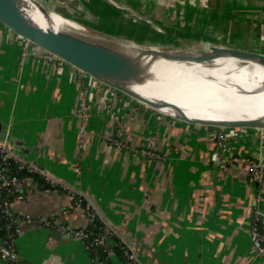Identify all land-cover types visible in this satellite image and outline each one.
Wrapping results in <instances>:
<instances>
[{
    "label": "crops",
    "instance_id": "crops-1",
    "mask_svg": "<svg viewBox=\"0 0 264 264\" xmlns=\"http://www.w3.org/2000/svg\"><path fill=\"white\" fill-rule=\"evenodd\" d=\"M121 3L143 15L127 29L137 35L165 39L147 23L154 21L167 38L264 52V0ZM108 10L99 11L112 16ZM23 44L0 21L1 134L63 186L29 178L26 198L12 201L16 264H99L73 234L91 219L87 206L73 204V187L97 199L143 264H264L251 237L254 218L264 220V179L251 180L252 160L264 168V128L167 115Z\"/></svg>",
    "mask_w": 264,
    "mask_h": 264
},
{
    "label": "bare ground",
    "instance_id": "bare-ground-1",
    "mask_svg": "<svg viewBox=\"0 0 264 264\" xmlns=\"http://www.w3.org/2000/svg\"><path fill=\"white\" fill-rule=\"evenodd\" d=\"M26 1L23 9L35 24L54 30L89 33L82 23L85 20L81 22L79 17L78 20L67 17L61 10H52L47 17L33 0ZM104 16L107 19L106 13ZM118 20L120 24L116 22L114 27L104 21L98 23L107 26L104 27L105 33L120 42L132 58L138 59L143 69V78L129 81L128 88L151 100L163 101L159 109L171 114L215 122L256 120L264 123V63L258 57H242L224 49L211 59L185 60L165 57L161 53H146L134 40L138 32L124 30L126 26L142 25L143 17L129 11ZM127 20H130L129 25H121ZM147 23L168 36L169 32L154 21ZM146 44L153 50L165 48L174 52H189L194 56L210 51L208 44L188 46L177 40L171 42L161 38L150 39Z\"/></svg>",
    "mask_w": 264,
    "mask_h": 264
},
{
    "label": "water",
    "instance_id": "water-1",
    "mask_svg": "<svg viewBox=\"0 0 264 264\" xmlns=\"http://www.w3.org/2000/svg\"><path fill=\"white\" fill-rule=\"evenodd\" d=\"M45 16L50 17L53 9L47 7L41 0H33ZM27 4L26 0H0V21L6 26L12 29L20 36L30 40L35 45L56 54L64 61L77 67L79 70L90 74L96 79L104 82L105 84L114 87L115 89L128 94L145 105L151 106L160 112L167 115L180 118L189 122L201 123L206 125H216L224 127H254L264 128V123L256 120H241L232 122H215L200 119H192L186 115H175L159 109L164 103L163 101H154L141 94H138L134 90L127 87L129 81L141 80L143 78V69L137 62L138 59L132 58V56L125 50L122 44L111 38L105 29H96L91 24L92 21L86 18H81L79 21L86 26L89 33H79L72 30H54L53 28H43L35 22H33L26 14L23 7ZM69 10H74L68 2H63ZM58 11V10H55ZM72 12V11H71ZM67 17L77 19L74 13H65ZM76 17V18H75ZM85 22V23H84ZM93 22H95L93 20ZM154 39L157 37H153ZM184 37H177L172 39L171 42L177 40L183 45H190L181 41ZM165 40L169 41L166 37ZM147 42V41H145ZM142 49L147 52H153V54H160L165 57H172L178 59H211L214 55L221 52L223 49L231 54L242 57H258L264 63V52L247 50L234 46H228L223 44L210 43V51L203 52L200 56H194L189 52H174L169 49H156L150 48L148 44L139 43ZM192 46H201L199 44H192ZM3 130V123L0 120V134ZM18 144H22V141H17ZM73 189L80 195L86 197L90 204L93 205L96 212L100 217L106 221V223L115 231L120 232L119 228L106 216L101 205L97 199L89 194H86L79 189L73 187Z\"/></svg>",
    "mask_w": 264,
    "mask_h": 264
},
{
    "label": "trees",
    "instance_id": "trees-1",
    "mask_svg": "<svg viewBox=\"0 0 264 264\" xmlns=\"http://www.w3.org/2000/svg\"><path fill=\"white\" fill-rule=\"evenodd\" d=\"M8 173L15 174L20 180L28 182L29 178L34 179L38 182L39 186L42 188H61L63 184L57 180H52L48 178V174L34 165L26 163L20 166L19 162L13 157H9L7 161ZM25 184V188H27ZM27 190H24L26 195ZM17 191L9 190L1 185L0 182V258L2 254V249L5 247H15L14 240L18 235L16 231L19 227V215L11 208V213H6L5 207L3 206V201L5 199L14 200L17 195ZM74 205L87 206L90 214L93 216L87 227L79 228L83 229L86 236L81 239L85 242L87 251L90 257L97 261L99 264H117L115 258L121 261V264H143L141 260L130 258L131 246L121 235L115 232L105 220H103L95 209L88 203L87 199L83 196L75 194ZM253 224H255L258 229L262 232L264 236V220L260 217H255ZM108 232L109 238L104 243H100L97 237L100 234ZM18 261V260H17ZM17 261L14 260H4V264H16Z\"/></svg>",
    "mask_w": 264,
    "mask_h": 264
},
{
    "label": "built area",
    "instance_id": "built-area-1",
    "mask_svg": "<svg viewBox=\"0 0 264 264\" xmlns=\"http://www.w3.org/2000/svg\"><path fill=\"white\" fill-rule=\"evenodd\" d=\"M35 45L30 40L24 38V44L23 48L26 51H30L33 49ZM48 56L52 60H60L64 61L62 58L57 56L54 53H51L47 51ZM9 157H13L16 159V161L19 162L20 166L25 165L28 163L27 161L23 160L20 152L15 147V144L10 139L9 132L2 133L0 135V182L1 185L6 187L9 190L17 191V195L15 199L24 200L26 198V195L24 193L25 190V184L24 180H20L17 175L15 174H9L8 173V166L7 161ZM33 165V164H30ZM48 178L54 180L51 176L48 175ZM264 179V168L261 165L259 161L252 160L251 161V180L252 181H261ZM80 205V204H78ZM3 206L5 207L6 213H11L12 208V200L5 199L3 201ZM13 209V208H12ZM93 214H91V217ZM20 226L17 227L16 231L19 232ZM73 234L79 238H82L83 236H86V233L83 229H74ZM251 237L254 243V246L259 254L264 255V236L262 232L258 229V227L255 224H252L251 228ZM109 234L108 232L100 234L99 237H97L98 242L104 243L106 240H108ZM0 243H3L2 240H0ZM130 252V258L137 259V253L134 248H131ZM1 258L3 260H18V255L16 253L15 247H5L2 249Z\"/></svg>",
    "mask_w": 264,
    "mask_h": 264
},
{
    "label": "rangeland",
    "instance_id": "rangeland-1",
    "mask_svg": "<svg viewBox=\"0 0 264 264\" xmlns=\"http://www.w3.org/2000/svg\"><path fill=\"white\" fill-rule=\"evenodd\" d=\"M41 1L47 7L51 8L53 10H58V11L61 10V11L65 12V13L66 12L69 13L70 15H71V13H74L76 16L81 17V18L89 19V21L91 20L92 22L94 20L95 22H93V24H91V25L93 27H95L96 29H101V30L105 29L104 27H107V26L102 25L101 23L99 24L98 23L99 21L107 22V23L113 25V27H114V26H116V22H117V24L119 23L118 19L120 18V16L128 13L129 11L130 12L132 11L131 9L126 8L125 6H122V7L118 6L119 4L122 5L121 1H123V0H118L119 2H117V0H109V2L102 1L104 5L97 3V0H89V1H87V0H41ZM65 1H71L72 2L71 6L74 7V10H69L65 6V4H63V2H65ZM99 6H102L101 9L105 10V12H107L106 10H108V9L112 10L113 12H110L112 16H109V13H106L107 14V19H105L106 16H104V14L99 11V10H101V9H99ZM136 13L141 15L138 12H136ZM93 16H94V18H93ZM141 16H143V15H141ZM144 17H145V15H144ZM128 23H130V20L129 21L127 20L126 22L121 23V25L125 26ZM129 27L128 26L124 27V30L125 29L127 30ZM153 37H155V36H153ZM153 37H147V36H141V35L135 34L134 35V40L138 41L139 43L145 44L146 43L145 41H149L150 39H154ZM168 39H169V41H171L172 39H177V35L176 36H169ZM181 41L190 44L188 46H192V44H195V45L199 44L201 46L202 45H206V44H210V43L217 44V42L211 41L209 39H205L203 37H194V38H192V37H184V38L181 39ZM232 59H234V58H232ZM120 92H122V91H120ZM128 96L133 98L137 102L142 103L138 99H136V98H134V97H132L130 95H128ZM142 104H144V103H142ZM146 106H148V105H146ZM148 107L149 108H153L151 106H148ZM153 109H155V108H153ZM120 264H121V262H120Z\"/></svg>",
    "mask_w": 264,
    "mask_h": 264
}]
</instances>
